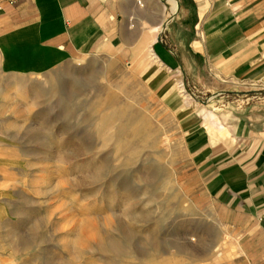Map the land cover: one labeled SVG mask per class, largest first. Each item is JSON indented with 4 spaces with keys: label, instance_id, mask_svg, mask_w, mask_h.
<instances>
[{
    "label": "rangeland",
    "instance_id": "obj_1",
    "mask_svg": "<svg viewBox=\"0 0 264 264\" xmlns=\"http://www.w3.org/2000/svg\"><path fill=\"white\" fill-rule=\"evenodd\" d=\"M153 39L126 57L104 49L40 75L0 73V264H249L186 195L183 132L264 91L215 98L166 73L156 91Z\"/></svg>",
    "mask_w": 264,
    "mask_h": 264
},
{
    "label": "crops",
    "instance_id": "obj_2",
    "mask_svg": "<svg viewBox=\"0 0 264 264\" xmlns=\"http://www.w3.org/2000/svg\"><path fill=\"white\" fill-rule=\"evenodd\" d=\"M142 36L154 37L156 91L166 74L209 85L215 98L243 85L264 91V0H0V73L40 75L104 49L126 57ZM246 100L183 132L185 193L239 239L249 264H264V94ZM170 105L183 111L178 95Z\"/></svg>",
    "mask_w": 264,
    "mask_h": 264
}]
</instances>
